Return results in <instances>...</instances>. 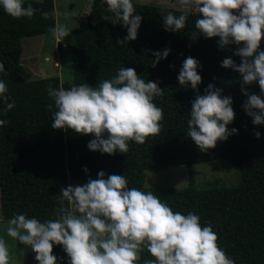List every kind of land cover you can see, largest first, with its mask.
<instances>
[{
	"label": "trees",
	"instance_id": "obj_1",
	"mask_svg": "<svg viewBox=\"0 0 264 264\" xmlns=\"http://www.w3.org/2000/svg\"><path fill=\"white\" fill-rule=\"evenodd\" d=\"M28 4L36 10L31 19H13L0 8V62L4 65L0 80L7 85L8 102L15 104L6 114L0 113V119L7 121L0 127L3 220L17 214L41 222L54 219L56 196L61 194L62 187L70 185V179L85 184L89 178L97 179L103 171L106 177L125 175L129 188L152 191L174 212L198 215L202 226L211 225L218 235L219 246L235 264H264V125H254L243 109L247 97L241 91L240 74L221 66L226 58L237 65L241 63L234 54L236 46L221 50L219 38L193 35L198 18L194 12L187 13L189 19L181 32L166 31L163 16L169 12L180 15L183 10L136 2H133L136 13L142 17L138 38L121 45L118 41L127 36V30L122 22L113 24L104 20L103 16L109 15L107 5L102 0H93L86 26L71 33L73 81L61 83L59 76L25 80L21 63L23 40L49 34L57 26L53 0H26L25 6ZM165 49H170L168 58L153 67V53ZM260 50L264 51V43ZM189 56L201 66L199 94H205L212 84L233 100L235 119L228 128L237 129V133L207 152H201L187 136L191 102L197 90L190 85L182 87L178 75ZM122 67L134 68L146 82H156L164 90L154 100L163 109L162 130L158 134L147 138L143 145L130 142L126 154L117 151L108 155L88 148L93 135L51 127L56 109L54 100L48 96L49 86L68 89L87 83L96 87L99 81L114 77ZM243 87L249 93L261 94L258 84ZM48 105L53 106L52 111ZM255 132L260 133L259 139ZM223 160L237 170L241 179L238 185L219 186L220 182L214 180L197 182L198 166L215 165V161ZM177 166H185L188 173L184 188L146 186L147 171ZM53 254L58 264H68L62 246L54 245ZM150 258L145 251L138 264Z\"/></svg>",
	"mask_w": 264,
	"mask_h": 264
},
{
	"label": "clouds",
	"instance_id": "obj_2",
	"mask_svg": "<svg viewBox=\"0 0 264 264\" xmlns=\"http://www.w3.org/2000/svg\"><path fill=\"white\" fill-rule=\"evenodd\" d=\"M53 1L55 5L56 0ZM102 3L109 13L103 19L113 24L122 22L127 30V36L118 43L135 41L142 17L136 13L133 0ZM176 4L183 11L180 15L169 12L163 16L164 29L181 32L189 19L187 13L194 12L198 18L193 35L219 38L221 50L235 45L234 54L241 63L237 65L226 58L221 66L240 74L241 91L247 97L243 109L254 125H264V51L260 50L264 43V0H176ZM0 8L13 19H31L36 11L31 4L25 6V0H0ZM50 32L55 41H61L69 36L70 29L60 24ZM169 54L170 49L154 52L152 66ZM200 67L199 61L187 57L178 81L182 87L190 85L197 90L191 102L187 136L201 152H207L236 134L237 129L228 128L235 119L231 97L223 96L222 89L212 84L205 94H199ZM3 71L0 62V72ZM253 84L259 85L260 95L243 87ZM7 91L6 83L0 80V113L4 114L15 107L8 102ZM47 92L56 109L51 127L93 135L88 144L93 152L126 154L130 142L143 145L162 130L163 109L154 100L164 90L156 82H146L134 68L122 67L114 77L99 81L96 87L87 83L68 89L49 86ZM47 107L52 111V105ZM6 123L0 119V127ZM254 134L260 138L259 132ZM56 199L54 219L41 222L17 214L7 221L6 235L31 248L37 264H58L54 245L63 247L68 264H138L145 251L151 258L143 260V264H235L219 246L211 225L202 226L200 217L192 212H174L152 191L129 188L125 175L106 177L101 171L97 179L89 178L83 185L62 187ZM0 264H14L3 237Z\"/></svg>",
	"mask_w": 264,
	"mask_h": 264
},
{
	"label": "rangeland",
	"instance_id": "obj_3",
	"mask_svg": "<svg viewBox=\"0 0 264 264\" xmlns=\"http://www.w3.org/2000/svg\"><path fill=\"white\" fill-rule=\"evenodd\" d=\"M26 1V0H25ZM41 1V0H35ZM141 4H155L168 8L182 10L176 4V0H133ZM57 4V5H56ZM93 0H56L55 9L57 15L56 25H66L70 29L69 36L61 41H55L51 33L25 38L23 40L21 63L25 71V80L55 77L61 78V83L72 82L74 79V67L72 58L73 36L72 32L86 26L87 15L91 10ZM68 39V40H66ZM67 42H66V41ZM60 43V44H59ZM215 165L201 164L196 169L197 182L208 180L218 181L219 186H236L240 182L237 170L227 161H215ZM188 173L185 166H177L162 170L147 171L146 186L177 187L184 188ZM78 179H70V185H83ZM1 196V191H0ZM7 220H3L0 202V237L6 240L14 264H36L35 253L31 248L20 244L6 235Z\"/></svg>",
	"mask_w": 264,
	"mask_h": 264
}]
</instances>
